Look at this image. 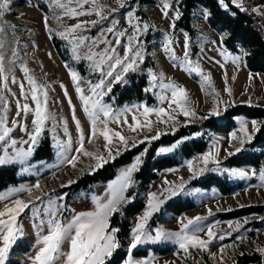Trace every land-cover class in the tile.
<instances>
[{"label": "rangeland", "instance_id": "obj_1", "mask_svg": "<svg viewBox=\"0 0 264 264\" xmlns=\"http://www.w3.org/2000/svg\"><path fill=\"white\" fill-rule=\"evenodd\" d=\"M258 1L259 0H243V6L250 13L264 20V7L260 6ZM99 2L110 8L117 9V11L107 13L108 19L98 23L96 26L89 25L86 30L79 31L78 34L80 36L88 37L84 44L79 48L81 57L79 60L74 58L72 52L73 45L56 35V31L62 30V24L73 25L77 23V20L64 18L62 22H57L53 19L52 0H10L9 10L4 14L2 20H0V26L4 27V33L0 34V39H3L5 43L4 52L6 54V65L8 59L12 56L13 50H16L19 53V58L16 60L15 65L11 66L12 71L10 73V77L14 76L18 83L13 84L10 82V91L4 90L2 85H0V93L4 95L7 101L9 126L13 127L11 138L16 139L17 141L28 139V135L25 132L12 124L13 120L23 119V113H21L20 117L16 116L18 111L16 105L17 100H19L21 104L28 103L34 107V102L30 99V86L23 70L25 66L28 68V75L33 76L37 84L47 88L48 108L56 117L54 131L52 130L53 122L49 120L45 125V130L42 133L41 139L34 148L32 156L27 160L25 165L14 163L0 166V168L14 167L18 178L21 179L19 183L11 184L7 188L1 190L0 195L9 192L12 188H33L31 196L26 192H20L9 197L7 200L0 201V210H3L6 204H11V202L17 198L30 202V204L35 205L36 209H38V212L35 215V209H26L17 218V225L22 229V234L18 236L16 242L12 245L6 264H9L11 260L18 261V264H34V257L39 252L40 247H42L39 241L44 235H47L50 230V226L47 223L50 219V198L56 201L57 206H60L59 210L54 214L55 217L60 219L64 225L67 226L71 223L77 213L89 211L94 208L91 199L92 196H103L107 184L115 179L119 173L118 171L117 175L112 180L94 183L86 190L78 192L70 201L66 200V194H59L61 189L70 186L83 175L94 173L95 171L93 172L89 166L94 165L95 161L87 156L81 155L76 168H73L70 164L61 163L62 149L57 146V140L67 144L69 137L71 138V148L67 152V155L71 158V156L75 155L76 149L79 146L80 129H83L86 137L85 148L89 151L99 150V152L104 153L105 155L107 154L105 141L102 137H98L93 140L92 143H88L87 137L90 134L91 122L83 110L82 101L79 98V94L76 92V85L72 81L69 73L71 70L79 75L80 86L84 88L85 95H90V86L95 85L101 79H104L106 83L111 82L113 89L116 83L111 81V78L102 75L101 71H98L93 67V62L85 58L89 54V48H91L93 52H101L104 48L108 47L103 43L93 46L92 41L100 40L101 32L107 27H110L113 20L119 21V24L116 26L117 31H125L126 35L120 38L121 43L119 45L115 43L116 37L114 34L105 31L104 37L113 42L112 46L116 47L117 53L121 57L124 55H131L130 53H127L129 36H138L139 43L133 40V50L136 51L142 49L143 60L137 61V70L143 67L146 71V89L152 88L151 73H156L158 77L163 74V79H158L156 82L157 86L149 91L156 99L154 104L150 107H168V101L161 102L160 100L161 96H171V92L162 87L163 84L167 83H176L187 89L189 93L190 107L196 111L197 117L208 116L211 109L214 107V100L227 102V110L238 105L264 107V74L250 72L245 65V55H243V58L238 65L234 64L231 59L226 60L225 57L221 55V52L225 50L227 53H230L224 47L222 43L223 40L221 39L222 35L226 32H220L210 28L208 24V15L205 17V9L196 8L194 10L192 22L194 38H191L188 32L179 29L177 26H175L174 29L171 27L175 16V10L178 9L181 12V0H169L172 8L168 10L167 17L164 16L162 11L163 0H153V3L148 5H140L137 0H124L125 7L123 8H119L117 0H99ZM39 4L44 8H41ZM232 4L235 5L234 3ZM85 7H91V5H86ZM257 7L260 8V12H253L252 9ZM56 11L59 12V10ZM129 11L134 12L135 16L139 18L141 28L144 23L149 25L147 31L142 30L141 34L135 33V30L127 22V13ZM45 16L48 17V27L54 30L52 34L56 35V37L61 39L67 46L70 53V62L71 65H73L72 68H69L57 54L52 42V34H49L45 27ZM79 19L93 20L98 18L96 16H84ZM177 21L178 20H175V25ZM11 26L15 27L13 28ZM185 34H187L188 43L190 45V59L193 61V64H199L205 74H211L212 85L215 90L219 92V97H216L214 93H206L204 90L206 84L202 76L186 70L187 66L184 63ZM166 37L172 40L171 47L175 51L176 59H172L171 54L164 50ZM226 37L227 36L224 38ZM242 53H245V51L242 50L239 54H230L232 56H238ZM78 63H82L84 72H82V68L77 66ZM145 63L147 64L145 65ZM221 65H223V67H221ZM108 67V64L102 65L103 71L107 72ZM120 71V68H116L113 75ZM225 73L227 75V84H225L224 79ZM19 83L24 84V92L29 95L28 100H25L24 96L21 94V90L18 86ZM61 85H64V88H62ZM226 87L232 89L231 96L228 95ZM65 88L67 90V96L65 95ZM208 92H211V89H209ZM108 94L104 96L103 103L111 105V107L117 111H122L125 107H131L133 105L146 104L145 102H141L118 105L116 103L108 102V98H106ZM69 98H71V104H69ZM223 106L222 103L221 107L223 108ZM73 108L75 110L74 113ZM226 111H223L222 114ZM0 114L3 113L0 112ZM125 115L129 122H132V113H125ZM220 116H209V118H219ZM26 119L29 131H31L32 115L29 114ZM101 119L104 118L101 117ZM141 119L143 118L141 117ZM151 119L155 120L156 117L152 116ZM189 119L191 120L190 123L187 122ZM76 120H79L80 122L79 129L77 128ZM239 120L248 121L249 129L251 130V121L253 120L239 117L237 118V127L233 131H236L238 135L240 134ZM204 121V119L185 118L183 115H178V123L175 130H173L171 126L166 128L162 124L159 125V130L162 133L166 132L167 134H172L183 125H189L191 123L198 124L203 123ZM65 122L67 134L65 133ZM109 126L117 131H122L130 140L136 139L139 141L140 139H143L144 136L156 135V131L148 132L147 130L141 133H132L128 130L127 125L122 124L110 123ZM232 132L227 134H212L211 142L207 151L212 148V145L216 140H219L221 145V163L230 157L227 155L228 151H234V147H229L230 134ZM53 136H55L56 139H53ZM44 139H48L53 147L52 151L54 152V158L52 160L36 158V149ZM146 143L148 142L143 144L138 143L136 147ZM231 143L234 146H238L237 142L232 141ZM6 146L7 143L0 145V155L3 154V149ZM28 147L29 145L23 143L17 144V148L27 149ZM136 147H132L130 150ZM14 151L15 149L9 148L10 153H13ZM124 152L125 151H122V153ZM186 162L182 166L162 171L159 178L149 185L147 192L143 195L145 208L131 218L132 222L128 236V246L131 242L133 228L138 222L139 217L142 216L146 210L149 193L158 192L161 187H167V185L164 184L165 180L179 183V177L181 176L187 181L184 192L179 196L167 200V202L181 197L192 198V200L196 202V207L192 210L184 211L181 214L165 211L158 216V212H156L148 221L147 231L153 235L158 228H163L167 231H179L180 224L178 221L180 218L203 216L206 217V219L202 222V227L207 229L208 226H214L213 231L216 232L218 236L225 233H230V235H227L224 240L218 238L213 240L209 245L208 251L190 248L189 256H186L183 250L173 241H162L155 244L147 243L140 245L139 247L148 248V246L152 245H167L170 248H173V250L167 254H159L150 249L148 253L139 255H135L133 250V259L141 261L152 260L154 261V264H220V249L223 247V264H233L236 261L237 256L243 253V251L250 249L256 250L257 246H263V214L252 212L236 218H223L222 215L229 211L264 206V182L259 178L260 173L264 171V159L260 169L256 171L257 175H250L249 178L234 177L227 172L220 171H207L199 177L201 178L207 174L214 173L216 175H227V177L233 182L245 183L246 187L244 189L237 191L232 195H223L215 187L207 190L192 187L191 182L199 178L191 179V173H189L186 167ZM213 167H215V165H209V168ZM24 168H27V171H23ZM220 168L243 170L249 172V174L253 171V168L250 166L228 168L221 166L220 164ZM38 181L41 184V190L39 191L34 188V185ZM69 181H73V183L69 184ZM36 197H42V202L37 200ZM60 197H63V199H60ZM165 204L161 206L160 211H162V207ZM124 205L125 204L122 206ZM209 208L213 212L212 216H208ZM41 221L44 223L41 224ZM245 221H247V223H245ZM236 222H240L242 225L238 232L228 227L229 223H232L233 228H235ZM199 235L202 238L207 239L206 232H201ZM241 236L245 237V239L241 240ZM25 243L30 244V248L27 250L24 249L22 245ZM68 251L69 244L68 242H65L61 248V255L58 256V259L54 264H64L65 257L63 253H67ZM211 254H215V260L212 259ZM127 259L128 256H126L120 264H126Z\"/></svg>", "mask_w": 264, "mask_h": 264}, {"label": "snow or ice", "instance_id": "obj_2", "mask_svg": "<svg viewBox=\"0 0 264 264\" xmlns=\"http://www.w3.org/2000/svg\"><path fill=\"white\" fill-rule=\"evenodd\" d=\"M238 8L243 11H247L243 6V0H231ZM119 8L125 7L124 0H117ZM218 3L224 7L228 8V4L225 0H218ZM10 0H0V20H2L4 14L9 10ZM86 5H91V7H85ZM53 16L57 22H62L64 18H70L77 20V23L73 25H61L62 30L56 31L61 39L68 41L73 45L72 52L74 58L79 60L80 53L79 48L88 39L86 36H80L79 31L86 30L87 26H96L108 19V14L110 12H115L117 9L108 7L107 5L101 4L99 0H52ZM172 8L169 0H163V14L165 17L168 16V10ZM56 10H59L57 12ZM253 12H260V8H253ZM182 13L177 9L175 10V16L171 27L175 28V20L181 18ZM209 13L205 11V17ZM84 16H96L98 19L93 20H80V17ZM127 22L135 30V33L141 34L142 30L147 31L149 25L144 23L141 28V22L138 17L135 16L134 12L129 11L127 13ZM45 27L47 28L49 34L53 33V29L48 27V17L44 18ZM118 20H113L111 26L107 27L101 32L100 40H93V46H97L100 43L107 45L101 52H93L89 48V54L85 57L87 60L93 62V67L101 71L102 75L111 78V81L115 83H127L124 80V76L130 71L137 70V61L143 60L142 49L136 51L133 50V40L139 43L138 36H129L127 53L131 55H124L121 57L117 53L116 47L112 46V41L104 37V32L112 33L116 37L115 43L119 45L121 43L120 38L126 35L125 31H117ZM15 27V26H11ZM4 33V27L0 26V34ZM227 36L224 33L221 37L223 40ZM185 53H184V63L187 66L186 70L197 73L203 77L206 84L204 90L208 94L214 93L216 97H219V92L215 90L212 85V76L210 73L205 74L203 69L199 64H193V61L189 57L190 45L188 43L187 34H185ZM172 40L166 37V44L164 45V50L171 54L172 59H176L175 51L171 47ZM5 43L3 39H0V85L4 90L9 89V83L17 84L18 81L14 76L10 77L12 71V65H15L16 60L19 58V53L16 50L12 51V56L7 61L6 65V54L4 52ZM221 55L225 59H231L234 64H239L242 60L243 55L247 53H242L238 56H232L227 51L221 52ZM98 58V59H97ZM108 64L107 72L103 71L102 65ZM223 67V65H221ZM116 68H120L121 71L113 75ZM24 73L27 78L28 84L30 86V99L34 102V107L28 103H23L19 100L16 101L17 113L16 116L20 117L23 113L22 120H13L12 124L15 127L20 128L23 132L28 135L27 140L17 141L11 138V133L13 132V127L9 126V119L7 115V101L2 93H0V145L7 143V146L3 149V154L0 155V166L7 164L18 163L25 165L27 160L32 156L34 148L37 146L39 140L42 137V133L45 130L46 123L51 120L53 122V131L55 127L56 117L53 113L49 111L48 108V91L45 86L37 84L35 78L28 75V68L24 67ZM70 76L72 81L76 85V92L79 94V98L83 104V110L89 117L91 122L90 134L87 137L88 143H92L98 137H102L105 141V148L107 154L97 151H89L85 148V135L83 129H80L79 135V146L76 149L75 155L69 156L67 152L71 148V138L67 144H64L57 140V146L62 149L61 152V163L70 164L73 168H76L79 157L81 155L87 156L95 161L94 165L89 167L92 171L102 169L109 162H114L122 151L130 150L132 147H136L139 144L145 142L151 143L153 140L160 139L162 133L159 130V125H164L166 128L171 126L175 130L178 123V115H183L185 118H199L208 119L209 116H220L223 111L227 110V102H222L220 100H214V107L211 109L208 116L197 117L196 111L190 107L189 93L187 89L176 84L167 83L163 84L162 87L168 89L171 92V96H161V102L168 101V107H150L147 104L133 105L131 107H125L122 111L114 110L111 105L103 103V98L108 93L112 92V83L101 79L95 85L90 86V95H85L84 88L80 86V77L75 71L70 70ZM158 79H163V74L159 77L156 73H151L152 88H155ZM225 84H227V75L225 73ZM251 79V76H250ZM91 83V82H89ZM21 94L24 96L25 100L29 99V95L24 92V84H18ZM64 88V85H61ZM152 88L146 89V91H151ZM211 89V92L208 90ZM226 91L229 96L232 95V89L226 87ZM65 95L67 96V90L65 88ZM223 103V108L221 104ZM69 104H71V98H69ZM73 108V113H74ZM125 113H132L131 121L129 122ZM32 115V129L29 131L27 116ZM139 114V115H137ZM155 116L156 119H151ZM103 117L104 119H101ZM141 117L143 119H141ZM75 118V117H74ZM188 123L191 120H187ZM110 123L127 125L128 130L132 133H141L145 130L148 132L156 131L154 136H144L143 139L137 141L136 139L130 140L127 136L123 134L122 131H117L109 126ZM239 135L236 131L230 134V144L229 147H234V151H228V156H233L244 150L245 144L252 143L256 133L261 130V122L251 121V130L249 129V122L245 120H239ZM77 128H80L79 120H76ZM99 125V126H98ZM65 133L67 134V127L65 122ZM203 133H195L193 137H184L177 144L169 147H162L159 149V153H171L179 147L180 143L185 142L188 139H192L198 136H202ZM53 139H56L53 136ZM237 142L238 146H234L231 142ZM18 143H23L29 145L27 149L17 148ZM115 145V146H114ZM9 148L15 149L13 153L9 152ZM221 145L219 140H216L212 148L191 160L186 162V167L191 173V179H196L202 176L207 171H220L227 172L229 175L239 178H249V176H256L257 172L253 170L251 174L243 170L220 168ZM147 149L144 153L137 155L134 161L119 170L118 175L115 179L110 181L106 186V191L103 196H92V203L94 208L89 211H82L77 213L72 219L71 223L67 226L55 217V212L59 210L60 206L56 205V201L49 199V215L50 219L47 221L50 226L49 233L44 235L39 243L42 245L39 252L34 257V264H54L61 255V248L65 242L69 244V251L63 253L65 257L64 264H108L109 260L113 257V254L121 247L118 240L117 233H119V228H113L110 224L111 217L121 211V206L126 203L132 202L134 197L129 194V190L134 188L136 185L135 173L140 170L143 164L142 156L146 155ZM215 165L213 168H209V165ZM58 166V165H57ZM23 171H27L24 168ZM260 180L264 182V171L260 173ZM73 181H69V184ZM164 184L167 187H161L158 192H150L146 210L143 215L139 217L138 222L135 224L132 234L131 242L128 246L127 256L128 259L126 264H154L152 260H135L132 257L133 250H136L140 245L147 243H159L162 241H173L176 243L180 249L183 250L186 256L190 255L189 249L196 248L202 251H208L209 245L215 239L224 240L230 233H225L222 235H217L213 231L214 226H208L207 229L202 227V222L206 219L203 216H196L193 218L182 217L179 219L180 230L179 231H167L163 228H158L155 230V234H151L147 231V224L152 215L159 212L161 206L167 202V200L181 195L186 187L187 181L184 177H179V183L174 181L165 180ZM67 186V185H64ZM34 188L39 191L41 190V184L39 181L34 185ZM20 192H26L29 196L32 195V187H20L12 188L9 192L0 195V201L9 199V197L16 195ZM37 200L42 202V197H36ZM63 199V197H60ZM29 208L35 209L34 215L37 214L38 209L30 202L24 199H14L11 204H6L3 210H0V264H6L9 256V251L12 245L16 242L19 235L22 234V229L17 225V218ZM231 210V209H229ZM213 212L209 208L208 216H212ZM44 222L41 221V224ZM247 223V221H245ZM228 227L234 231H239L242 225L240 222H236L235 228H233L232 223H229ZM206 232L207 239L202 238L199 233ZM241 240L245 237L241 236ZM259 253L264 255V246H257L256 249ZM221 260L220 264H223L224 248L220 249ZM212 259L215 260V254H211ZM243 255V253H241Z\"/></svg>", "mask_w": 264, "mask_h": 264}, {"label": "trees", "instance_id": "obj_3", "mask_svg": "<svg viewBox=\"0 0 264 264\" xmlns=\"http://www.w3.org/2000/svg\"><path fill=\"white\" fill-rule=\"evenodd\" d=\"M137 1L140 5L153 3V0ZM225 3L228 4L227 9L222 7L218 0H181L180 10L182 15L176 26L188 32L191 38H194V29L192 27L194 10L196 8L205 9L209 13L208 24L210 28L227 33V37L222 41L224 47L233 54H239L244 50L247 53L245 55L246 68L252 73L264 74V20L248 10H241L233 5L230 0H225ZM258 4L264 7V0H259ZM39 6L44 8L40 4ZM52 42L62 61L69 68H72L70 53L65 43L54 34H52ZM77 66L82 68V72H84L82 63H78ZM145 72L142 67L135 72L127 73L124 76V80L127 83L123 81L116 83L112 92L106 97L108 102L118 105L145 102L148 106H152L156 99L149 91H146L147 74ZM239 117L260 121L261 130L255 134L252 143L246 144L244 150L240 153L227 158L221 163V166L228 168L250 166L253 170L258 171L264 159V107L238 105L227 110L219 118L211 117L203 123L183 125L172 134H164L156 141L127 150L118 156L114 162H109L102 169L92 174L83 175L76 182L59 191V194H66V200L70 201L78 192L86 190L94 183L107 182L115 178L122 167L131 163L137 155L144 153L145 149H147L146 155L142 156L143 164L135 174L137 183L134 188L129 190V194L134 199L132 202L122 206L121 211L111 217V226L120 229L117 237L121 247L113 254L108 264H120L127 256L131 218L145 208L143 195L147 192L149 185L159 178L162 171L182 166L187 160L205 153L209 148L212 134L232 132L237 127V118ZM199 132H202L203 135L180 143L175 151L159 153L160 148L177 144L182 138L193 137L195 133ZM52 149L50 141L44 139L36 149V158L52 160L54 158ZM20 181L21 179L18 178L14 167L0 168V191ZM191 186L204 190L215 187L223 195H232L246 187L243 182H233L227 175H216L214 173L192 181ZM195 207L196 202L192 198H175L168 201L162 207V211L157 214L160 216L165 211L181 214ZM252 212L264 215V206L229 211L222 216L223 218H236ZM22 245L26 250L30 248L29 243ZM150 249L159 254H167L173 250L167 245H152L148 246V248L138 247L134 250V254H146ZM250 263L264 264V255L254 249L243 251V255H238L233 264ZM9 264H18V261L11 260Z\"/></svg>", "mask_w": 264, "mask_h": 264}]
</instances>
